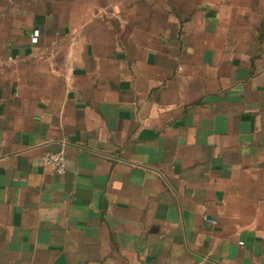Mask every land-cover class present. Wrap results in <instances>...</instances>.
I'll return each instance as SVG.
<instances>
[{
	"label": "crops",
	"instance_id": "0c3cea01",
	"mask_svg": "<svg viewBox=\"0 0 264 264\" xmlns=\"http://www.w3.org/2000/svg\"><path fill=\"white\" fill-rule=\"evenodd\" d=\"M0 264H264V0H0Z\"/></svg>",
	"mask_w": 264,
	"mask_h": 264
},
{
	"label": "built area",
	"instance_id": "2783aa9c",
	"mask_svg": "<svg viewBox=\"0 0 264 264\" xmlns=\"http://www.w3.org/2000/svg\"><path fill=\"white\" fill-rule=\"evenodd\" d=\"M37 36L38 32H35L33 39L37 40ZM43 161L57 173L62 174L67 170V153L64 149L56 152H47L43 157Z\"/></svg>",
	"mask_w": 264,
	"mask_h": 264
}]
</instances>
